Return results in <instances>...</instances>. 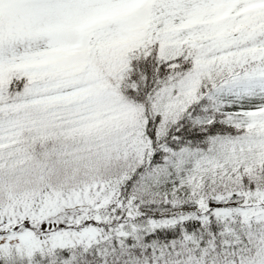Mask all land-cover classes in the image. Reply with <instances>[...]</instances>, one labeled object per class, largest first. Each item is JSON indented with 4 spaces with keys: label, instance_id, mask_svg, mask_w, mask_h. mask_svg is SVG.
Listing matches in <instances>:
<instances>
[{
    "label": "snow or ice",
    "instance_id": "6c2138e0",
    "mask_svg": "<svg viewBox=\"0 0 264 264\" xmlns=\"http://www.w3.org/2000/svg\"><path fill=\"white\" fill-rule=\"evenodd\" d=\"M251 75L264 0H0V264H76L137 180L264 210V101L183 119Z\"/></svg>",
    "mask_w": 264,
    "mask_h": 264
},
{
    "label": "trees",
    "instance_id": "16d2710c",
    "mask_svg": "<svg viewBox=\"0 0 264 264\" xmlns=\"http://www.w3.org/2000/svg\"><path fill=\"white\" fill-rule=\"evenodd\" d=\"M168 72H160L161 80ZM184 115L189 125L249 105H232L208 86ZM221 127H224L221 125ZM193 147H206L193 142ZM138 180L121 189L124 207L105 210L90 222L91 242L77 246L76 264H247L258 258L264 236V210L240 204L237 197L201 208L191 197L146 199ZM192 201V203H189ZM237 204L241 208H237ZM191 205V206H188Z\"/></svg>",
    "mask_w": 264,
    "mask_h": 264
},
{
    "label": "rangeland",
    "instance_id": "374dc122",
    "mask_svg": "<svg viewBox=\"0 0 264 264\" xmlns=\"http://www.w3.org/2000/svg\"><path fill=\"white\" fill-rule=\"evenodd\" d=\"M215 94L223 97V99L232 105H254L258 102L264 101V77L251 75L232 87L216 89ZM135 191V194L144 195L146 199H166L167 197L165 193L168 191V185L167 182H165L158 189L151 192H145L142 188H137ZM206 201L210 206H220L225 202L224 200L222 201L218 197L211 195L206 198ZM178 202H185V200H178ZM238 202L239 201L236 203ZM189 203H192V201ZM237 206V208H241V205L237 204ZM261 239L260 247L258 249V258H255L247 264H264V236Z\"/></svg>",
    "mask_w": 264,
    "mask_h": 264
}]
</instances>
